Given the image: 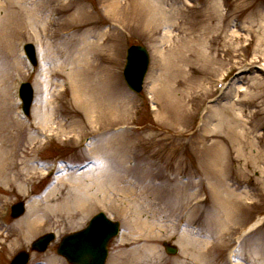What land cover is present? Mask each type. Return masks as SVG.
<instances>
[{"label":"rangeland","instance_id":"1","mask_svg":"<svg viewBox=\"0 0 264 264\" xmlns=\"http://www.w3.org/2000/svg\"><path fill=\"white\" fill-rule=\"evenodd\" d=\"M50 1L44 4L70 2L63 17L53 16L51 30L69 14L96 12L103 4L102 0ZM137 1L134 10L140 14L142 0ZM196 1L203 7L196 8ZM214 1L151 0L167 13L165 24L158 13L157 27L151 25V30L134 15H129L125 27L119 25L116 78L122 93L117 107L109 105V129L103 128V121L93 127L86 122L61 80L50 79L54 85L45 94L42 86L48 67L42 71L41 46L35 40L21 37L11 51L10 35L15 28L0 36V109L7 110L3 122L8 118L12 122L7 130L10 125L20 126L14 118L23 123V132L17 134L19 142L12 149L17 150L18 160H35L41 173L30 183L0 180V264H8L16 252L29 250L33 240L48 232L56 240L45 252L32 253L29 264H69L56 252L58 241L84 228L101 211L121 224L120 235L109 244L106 264H132L133 254L149 264H264V0H216V19L212 21L207 16L212 14L208 7ZM92 16L112 28L111 34L118 33L107 16ZM186 23L197 33L203 29V42L195 47L206 56L199 60L189 46L188 61L173 74L163 63L169 60L170 44L188 38L183 30ZM24 43L34 46L35 67L23 56ZM132 44L143 45L150 55L140 94L130 92L122 77L125 50ZM160 54L163 62L159 68ZM10 75L14 87L11 104L7 93ZM22 81L30 82L33 89L29 117L22 114L16 97ZM219 82H223L222 88L217 87ZM46 98L52 108L43 105ZM38 109L52 114L59 110L55 124L49 126L58 123L64 132L38 136L31 145L29 138L36 133L30 127L39 124ZM78 127L84 128L83 136ZM90 149L106 158L113 176L96 195L102 202L73 225L56 229L45 225L26 246L15 243V229L27 213V205L39 200L60 177L68 176L52 170L68 167L70 172L80 173L88 169L95 161ZM223 189L242 196L233 213L219 210L216 196ZM94 192L91 188L90 194ZM18 201L25 203V212L12 219L10 206ZM246 227L251 228L245 231ZM163 242L174 243L178 254L167 255Z\"/></svg>","mask_w":264,"mask_h":264},{"label":"bare ground","instance_id":"2","mask_svg":"<svg viewBox=\"0 0 264 264\" xmlns=\"http://www.w3.org/2000/svg\"><path fill=\"white\" fill-rule=\"evenodd\" d=\"M44 1L49 0H0V36H6L9 31L11 32L15 28L16 31H13L10 35L9 48L11 51L12 48H17V40L21 37L35 40L41 46L39 52L43 65L42 71L44 72V66L48 67L46 72L48 78L42 86L45 94L54 85V82L50 83V79L61 80L68 85V91L71 92L76 107L84 113L86 122L89 125L93 127L94 124L103 121L104 125L101 124L103 128H111L112 125L108 123L109 118L107 119V114L111 112L109 105L114 104L117 107V102L122 93L116 78L118 65V44L116 40L118 34H120L119 25L125 27V21L129 15H134L137 22L145 23L151 30V25L157 27L158 13H160V20L163 24L166 23L167 13L160 9L157 4L153 6L151 0L141 1L142 10L140 9V14L138 9L134 10L137 0H126L125 3H122V0H102L103 4L96 9V12H81L80 10L74 12L58 22L54 30H51L50 26L54 23L53 16L61 15L63 17L70 10V7H68L70 2H64L63 4L58 1L56 4L46 6ZM104 2L106 3L104 4ZM208 8L212 11V14L207 17L213 21V17L216 19V0L212 7L209 6ZM82 13L85 14V17L82 16ZM98 13L107 16L109 25L118 27V33L111 34L112 28L107 27L98 18L93 20L92 15ZM180 26H183L182 22ZM79 27L84 28L79 29ZM183 30L184 37L187 36L188 38L183 40L178 38L181 41L172 42L169 46V60H165L163 63L169 65L173 74L179 73L181 64L188 61L186 52L190 49L189 46L194 48L199 60L203 61L206 56L202 53L204 50L195 47V44L201 45V42H203V29L197 33L191 26L188 27L186 23ZM248 31H251V29H248ZM261 38L264 42V37ZM193 59L194 54L192 55ZM195 60L194 62L198 64V59ZM162 62L160 54V57L157 56V66L159 68ZM7 93L11 104L13 93L11 75L7 85ZM5 99H3V102ZM43 105H45V108L53 107L47 98L44 100ZM37 112L40 114L38 115L39 124L30 127L36 133V135L29 138L31 145L37 143L38 136L47 134L58 136L64 132V127L58 123L54 128L49 126L51 123L55 124V120L60 115L59 110L56 114L49 111L42 113L40 109ZM6 113L7 110L0 109L2 121L0 124L2 127L0 130V180H5L8 184L29 182L34 176L41 173L34 165L35 160L17 159V150L12 149V146L19 142L17 134L23 132L24 125L14 118L20 126L14 128V125H10L7 130V124L12 122H9V118L8 122H3L6 120L3 117ZM81 123H84V121ZM83 129L78 127V133L81 136L84 135ZM102 146L105 149L106 145L103 144ZM89 152L95 160L94 165L80 173L70 172L67 170L68 167L53 169L55 172L63 171L68 176L60 177L61 179L56 180L53 187L45 191L39 200H32L27 205V213L24 218L18 221V226L15 229V243L21 242L26 246L31 236L45 225L55 226V229L59 226L73 225L78 220L86 217L94 205L102 202V200L97 199L96 195L98 192L103 191L102 188L105 183L113 180V176L108 169L106 158H103L104 156L101 154L98 155L92 149ZM211 164H213L212 159ZM11 173L12 175H10ZM91 188H94L96 192L90 194ZM217 193H221L216 196L219 198L218 207L220 212L225 213L228 210L232 211L228 213L235 212L242 199L241 194L235 195L232 192H226L224 189L218 190ZM229 201L230 205L227 204ZM11 235L12 232L9 233V236ZM133 259L132 264L150 263L145 262L142 258L135 257L134 254ZM50 264L54 263L51 262Z\"/></svg>","mask_w":264,"mask_h":264},{"label":"water","instance_id":"3","mask_svg":"<svg viewBox=\"0 0 264 264\" xmlns=\"http://www.w3.org/2000/svg\"><path fill=\"white\" fill-rule=\"evenodd\" d=\"M31 52L33 48L31 47ZM148 54L142 46H130L127 49L124 66V80L134 92L142 89L144 76L148 68ZM24 110L28 112L32 100V90L29 84L23 88ZM24 213V204L19 202L12 206L11 216L19 217ZM118 222L110 221L103 213L92 217L86 228L69 235L61 240L57 253L62 255L71 264H104L108 254V243L118 233ZM54 240L53 233H47L31 243V250L44 252ZM169 254L177 253V248L164 243ZM30 254L21 250L15 254L9 264H27Z\"/></svg>","mask_w":264,"mask_h":264}]
</instances>
